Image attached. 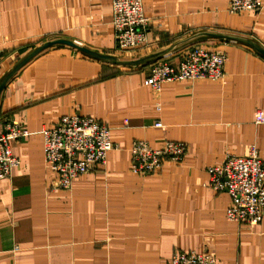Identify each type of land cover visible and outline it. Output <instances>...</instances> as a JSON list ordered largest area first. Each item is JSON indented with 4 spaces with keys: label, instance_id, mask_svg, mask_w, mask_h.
Listing matches in <instances>:
<instances>
[{
    "label": "crops",
    "instance_id": "crops-1",
    "mask_svg": "<svg viewBox=\"0 0 264 264\" xmlns=\"http://www.w3.org/2000/svg\"><path fill=\"white\" fill-rule=\"evenodd\" d=\"M258 12L229 14L228 0H141L148 18L145 47L114 49L111 0H0V82L44 43L66 40L135 61L124 66L65 45L41 51L0 95V133L18 122L28 136L9 142L18 166L0 180V264H169L179 252H207L217 264H264V218L248 228L226 218L229 196L208 186L207 168L256 147L264 162V0ZM201 47L226 54L218 81L144 82L152 63H177ZM159 106L157 111L156 107ZM66 116L89 117L110 130L115 148L104 166L70 191L43 161V129ZM160 122L162 128L154 127ZM158 148L184 143L181 163L159 173L130 172L134 141Z\"/></svg>",
    "mask_w": 264,
    "mask_h": 264
},
{
    "label": "built area",
    "instance_id": "built-area-1",
    "mask_svg": "<svg viewBox=\"0 0 264 264\" xmlns=\"http://www.w3.org/2000/svg\"><path fill=\"white\" fill-rule=\"evenodd\" d=\"M261 0H228V13L239 15L258 12ZM111 24L114 49L128 52L145 47L148 18L141 0H111ZM226 54L194 47L183 54L177 63L155 61L144 82L155 93L167 82L195 80L218 81L225 76ZM157 111L159 106L156 107ZM255 124H264V116L257 112ZM162 128L160 122L154 124ZM16 121H8L0 133V180L10 176L18 159L12 154L9 142L27 137ZM42 151L44 165L56 175V188L70 191L73 183L95 166H104L107 153L115 148L110 130L100 122L79 116H66L51 129H43ZM187 153L184 143L166 140L158 148L136 140L130 148V172L147 177L161 171L164 161L181 163ZM207 186L215 193H226L229 206L226 218L239 226L252 228L264 218V162L256 147L251 146L245 156L227 155L217 166L207 168ZM169 264H217L207 252H175Z\"/></svg>",
    "mask_w": 264,
    "mask_h": 264
},
{
    "label": "water",
    "instance_id": "water-1",
    "mask_svg": "<svg viewBox=\"0 0 264 264\" xmlns=\"http://www.w3.org/2000/svg\"><path fill=\"white\" fill-rule=\"evenodd\" d=\"M212 37H220V38H226V39H230V40H235V41H239V42H243L246 43L248 45H250L251 47H253L259 54L264 56V49H262L260 46H258L257 44L249 41V40H244V39H240V38H235V37H229V36H223V35H218V34H206ZM54 45H65V46H69L72 48H75L83 53H85L86 55L97 59V60H101V61H105L108 63H112V64H116V65H126V66H133V65H139L145 62H148L150 60L156 59L159 56H161L162 54H155V55H151L145 58H142L140 60H135V61H119L117 60L115 57L112 56H107V55H103V54H99L90 50H87L85 48L79 47L77 45H75L73 42L70 41H66V40H55V41H51V42H47L44 43L43 45L37 47L36 49H34L31 53H29L26 57H24L22 60H20L1 80L0 82V95L3 91V89L5 88L6 84L9 82V80L24 66L26 65L32 58H34L37 54H39L41 51L48 49Z\"/></svg>",
    "mask_w": 264,
    "mask_h": 264
}]
</instances>
